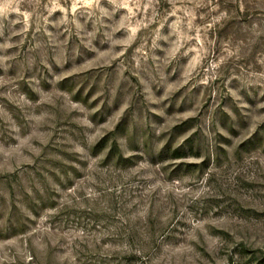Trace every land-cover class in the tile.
Listing matches in <instances>:
<instances>
[{
	"label": "rangeland",
	"instance_id": "374dc122",
	"mask_svg": "<svg viewBox=\"0 0 264 264\" xmlns=\"http://www.w3.org/2000/svg\"><path fill=\"white\" fill-rule=\"evenodd\" d=\"M0 264H264V0H0Z\"/></svg>",
	"mask_w": 264,
	"mask_h": 264
},
{
	"label": "trees",
	"instance_id": "16d2710c",
	"mask_svg": "<svg viewBox=\"0 0 264 264\" xmlns=\"http://www.w3.org/2000/svg\"><path fill=\"white\" fill-rule=\"evenodd\" d=\"M174 156H176V158H177V157H181V155H180V154H177V155H174Z\"/></svg>",
	"mask_w": 264,
	"mask_h": 264
}]
</instances>
